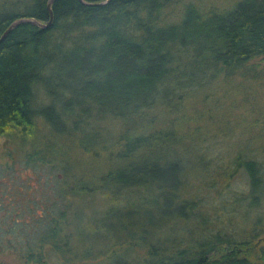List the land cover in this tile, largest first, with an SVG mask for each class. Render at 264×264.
Here are the masks:
<instances>
[{
  "label": "trees",
  "instance_id": "obj_1",
  "mask_svg": "<svg viewBox=\"0 0 264 264\" xmlns=\"http://www.w3.org/2000/svg\"><path fill=\"white\" fill-rule=\"evenodd\" d=\"M102 1L52 0L49 26L24 21L0 42V264H264L257 239L126 257L136 215L197 221L188 196L199 183L241 168L249 203L264 195V131L224 161L214 146L226 127L212 117L201 133L183 105L220 107L218 92H236L251 127H263L264 0L221 11L197 0ZM47 4L0 0V35L21 18L46 24ZM191 141L194 161L176 148Z\"/></svg>",
  "mask_w": 264,
  "mask_h": 264
},
{
  "label": "rangeland",
  "instance_id": "obj_2",
  "mask_svg": "<svg viewBox=\"0 0 264 264\" xmlns=\"http://www.w3.org/2000/svg\"><path fill=\"white\" fill-rule=\"evenodd\" d=\"M235 1L197 0V3L205 9L212 8L215 11H221L230 8ZM217 94V101L222 103L220 107L209 104H203V106L200 104L195 105L191 102L194 98H190L189 100H183L184 114L191 122H194L193 120L201 122V124L199 123L202 128L201 130L199 128L201 133L205 132L208 127L215 126H207L205 122L209 119L213 117V119L220 120L217 121V125L222 128L226 127L225 131L228 132L229 136L224 139L215 140L217 145L214 146V150L224 158V161H227L228 158L235 155L234 151L238 150V144L253 142L250 137H255L260 128L264 131V125L263 127L260 125L251 127L249 122H251L254 115H249L245 104H241L243 100L240 94L223 91ZM261 94H257L255 97L260 104L257 106L259 108L264 106V93L261 92ZM187 103L188 106L185 108V104L187 105ZM182 116L183 113L178 115L179 118ZM196 124L198 125V123ZM217 125L216 127L218 128ZM181 126L182 128L184 127V125ZM87 134L89 137L93 135L91 130H88ZM95 139L97 140V138ZM4 140L5 137L0 136L1 148ZM211 141L214 142V140ZM211 141L210 143L203 141L202 145L204 147L208 144L212 145ZM258 141L264 142V139ZM194 142L196 141H193V144H195ZM191 144L192 141L179 142L176 148L178 152L182 151L181 156L184 159L194 161L198 155V150L196 145ZM184 147H191V152L185 153L182 149ZM211 155H215V153H211ZM199 174L205 177L202 170L199 171ZM207 182L205 186L199 183L196 186L195 192L188 196L195 198L197 202V208L195 209L197 221L180 222L176 220V222L171 223L168 219L163 220L162 218L161 220H156L155 218V220L147 222L139 214L133 217L131 220L135 222V225L132 228L134 233L132 237L135 245H133L134 248L129 252V255L126 256L127 259L129 257H136L143 260L148 247H159L169 252L173 249V246L193 243V241L207 242L211 238L214 241L233 240L237 242L257 239V243H261L264 246V195L257 198L255 206L249 203L248 178L244 171L238 168L230 177L224 178L223 181L221 177H215ZM159 212L164 213L162 209ZM142 230H146L147 232H143ZM215 235H217L216 238ZM129 238L127 237L128 242ZM128 246L131 245L128 244ZM120 247L124 249L126 245L123 244ZM4 258L7 263L19 264L17 260L12 259L10 256H5Z\"/></svg>",
  "mask_w": 264,
  "mask_h": 264
},
{
  "label": "water",
  "instance_id": "obj_3",
  "mask_svg": "<svg viewBox=\"0 0 264 264\" xmlns=\"http://www.w3.org/2000/svg\"><path fill=\"white\" fill-rule=\"evenodd\" d=\"M80 1H83V0H80ZM109 0H105V1H102V2H99L97 4L101 5V4H104L106 2H108ZM52 0H48V4H47V8H48V11L50 13V19L49 21L44 24V23H39L33 19H28V18H21V19H17L15 21H13L3 32L2 34L0 35V42L6 37V35L19 23L21 22H24V21H28V22H31L37 26H41V27H47L50 25L51 21H52V18H53V15H52V11H51V8H50V4H51Z\"/></svg>",
  "mask_w": 264,
  "mask_h": 264
}]
</instances>
